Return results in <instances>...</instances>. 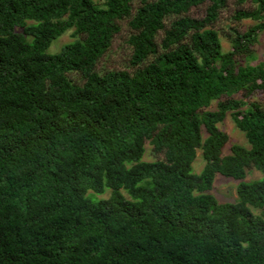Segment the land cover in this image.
<instances>
[{
  "label": "trees",
  "instance_id": "16d2710c",
  "mask_svg": "<svg viewBox=\"0 0 264 264\" xmlns=\"http://www.w3.org/2000/svg\"><path fill=\"white\" fill-rule=\"evenodd\" d=\"M227 1L0 0V264H264V0L222 51ZM122 22L127 68H100ZM227 113L246 146L222 155Z\"/></svg>",
  "mask_w": 264,
  "mask_h": 264
},
{
  "label": "rangeland",
  "instance_id": "374dc122",
  "mask_svg": "<svg viewBox=\"0 0 264 264\" xmlns=\"http://www.w3.org/2000/svg\"><path fill=\"white\" fill-rule=\"evenodd\" d=\"M252 7L253 6L248 3L238 6L236 5L235 0H228L226 3V7L219 12L217 20L214 23L213 29L216 30L218 33L222 51H226L230 48L227 38V36H229V29H235L237 31L242 32L254 24V21L251 20H241L239 22L232 21L231 16L233 12L239 8L249 9ZM201 9L202 8L191 10L189 12V15L196 16L199 14ZM71 31L72 30H67L65 33H63L61 36H59L57 39L51 42L46 52L49 54L56 53L63 45L73 41L74 38L71 37ZM128 35L129 32L126 27V24L124 22L120 23V32L112 39L108 51L102 56V58L98 62V66L100 68L101 67L106 69L127 68L129 54H130V49L126 45V39ZM251 51L255 55L256 58L255 62L264 60V31L259 33V35L257 36V41L252 46ZM263 97H264L263 94L259 96L257 95L256 99L259 100L262 99ZM214 106L215 103L212 102L208 107V109H213ZM218 128L220 129L221 132L227 135V142L222 148V152H221L222 155H226L229 153V146L232 144H239L246 146V142L242 133H240L235 129L232 121L229 118L228 113L225 115L223 121L220 124H218ZM144 148H145V152L142 156V160L143 161L153 160L154 158L149 152L150 149L149 146L145 144ZM202 166H203V161L200 156V151L197 150L195 153V158L191 164V172L195 174L199 173ZM261 177L262 175L259 172L250 168L246 172L243 181L250 182L253 180H257ZM237 183H238L237 181L226 179L220 175H215L211 189L208 191V193L211 194L218 203L233 202L235 199V187ZM105 191L106 192H104L103 194H96L93 196L96 199L106 198L109 192L108 190Z\"/></svg>",
  "mask_w": 264,
  "mask_h": 264
}]
</instances>
